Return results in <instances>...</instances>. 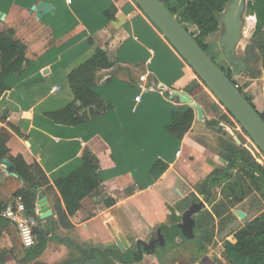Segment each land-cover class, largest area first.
Segmentation results:
<instances>
[{
	"label": "crops",
	"instance_id": "crops-1",
	"mask_svg": "<svg viewBox=\"0 0 264 264\" xmlns=\"http://www.w3.org/2000/svg\"><path fill=\"white\" fill-rule=\"evenodd\" d=\"M235 1H228L218 16V31L205 43L209 47L216 35L218 48L228 49L223 59L233 72L232 80L256 108L257 101L264 98V71L259 52L243 32L246 6L238 14L236 34L223 39V21H229L226 24L231 29L230 16L236 17ZM9 30L14 40L25 45L29 64L20 76L8 74L5 80L10 90L0 99V129L10 156H21L26 164L36 163L44 171L48 188L38 189L37 194L45 198L52 214L41 220L36 202L35 213L42 226L50 219L53 235L68 242L51 239L37 259L23 263V251H18V225L0 216V251L7 253L3 264H61L65 256L66 261L83 259L92 248L114 252L119 249L118 241L127 248L138 240L147 242L155 229L175 223L196 199L198 192L188 186L191 178L203 176L204 180L213 170L226 167L221 154L224 141L220 140L217 147L206 124L215 121L225 127L219 120L221 105L206 87L195 96L184 91L197 81L196 75L133 1L0 0V33ZM96 49L105 50L110 63L98 70L94 79L96 92L108 109L93 117L89 109L76 103L89 121L78 127L56 124L47 113L59 111L72 101L67 74ZM244 72L254 76L253 80L263 81L259 97L234 80ZM137 96L139 102H135ZM186 107L192 109L193 120L178 142L168 126L172 112ZM84 151L97 158L101 184L80 202L79 210L69 218L73 228L66 230L57 223L55 205H63L53 182L67 168L79 165ZM157 161L166 168L153 179L150 170ZM10 168L7 159L0 162L4 212L15 210L19 203L15 194L25 187ZM228 182L219 185L220 199H208L195 216V226L203 231L204 241H199L194 227L193 238L168 242L159 257L144 254L140 261L128 264H234L224 242L234 243L233 233L257 215L250 218L251 209L243 206L245 186L223 196ZM188 194L193 198L186 203ZM109 198L115 203L106 207L104 201ZM93 254L96 257L88 264H105L99 262L97 252ZM107 258L106 264H122L114 261L111 252Z\"/></svg>",
	"mask_w": 264,
	"mask_h": 264
},
{
	"label": "trees",
	"instance_id": "trees-1",
	"mask_svg": "<svg viewBox=\"0 0 264 264\" xmlns=\"http://www.w3.org/2000/svg\"><path fill=\"white\" fill-rule=\"evenodd\" d=\"M160 1L215 63L214 59L208 53V45L205 43V39L218 31V16L223 12L229 0ZM243 32L245 37L255 45L259 52L262 59V69L264 71V0H247L246 24ZM25 50L26 47L23 43L14 40L12 30L6 33H0V99L3 94L10 90L9 86L5 83L8 74L20 76L29 64V61L25 58ZM109 66L110 63L108 61L107 52L102 49H96L88 59L71 70L67 74V83L72 94V101L59 111L47 113L48 118L56 124L78 127L87 123L89 119L86 113H80L81 108L77 106L76 103H79L82 108L89 109V114L93 117L107 110L108 108L96 92L94 79L95 73L98 70L106 69ZM217 66L264 122V110L258 112L250 98H248L243 93L242 89L233 82V72L230 69L226 71L219 65ZM199 81L206 87L200 79ZM199 81L192 82L184 91L190 96H195L202 91ZM93 108L97 109V111L94 112ZM221 119L227 121L228 117L226 115H221L219 120ZM192 120L193 111L191 108L186 107L185 109L174 111L172 112L168 132L179 142L184 133L189 129ZM206 124L209 126H217V122L215 121H207ZM225 143L226 142L222 143L221 154L226 160V167L222 170H213L210 175L197 185L196 191L204 198H208L213 194L214 190L221 182L228 180L230 182H228L227 194L230 193L231 189L244 190V186L246 187L245 180H243L244 174L252 179V184L257 190H264V167L256 163H254L255 168L249 164L247 165L248 159L244 161L241 151H239L240 149L233 143L229 142L227 143L228 145H225ZM3 159H7L10 162V172L16 174L18 178L24 182V189L15 194L16 197H20L21 199L24 208V216L33 222H37L33 232L35 244L30 248L23 249V258L20 260L23 263H28L37 259L44 252L49 240L56 238L60 242L68 241L53 235L50 229V219L42 226L35 213L37 190L43 187L48 188L49 184L44 171L36 163L31 165L26 164L21 156H10L9 150L6 147L3 129H0V162ZM165 168L166 165L161 162H154L149 177L157 179L161 176ZM98 171L99 162L97 158L90 152L84 151L80 164L67 168L53 182V186L57 190L63 205V208L60 202L55 205L57 223L63 229L70 230L73 228L69 218L79 210L80 202L100 186L101 180ZM114 203V200L111 198L104 201L106 207H110ZM185 206H187V204H185ZM4 210L5 205L0 203V216H2ZM183 210V208L179 209V211ZM179 221L180 217L177 218L175 223ZM195 228L196 233L199 234V241H204L203 231L199 230L198 226H195ZM178 236L180 237L179 233H177V237ZM233 237L234 243L225 241L224 248L230 257L234 259V262L244 260L247 261L248 264H264V213L259 214L254 219L238 228L233 233ZM174 242L175 241L169 243L173 244ZM160 251H162V248H158L155 251L157 257H159ZM114 253L124 260V252H120L119 249H116ZM6 254V252L0 251V264H3V258ZM95 257L94 255L92 259L85 260L83 264H88L91 260L94 261ZM98 259L99 262H104L100 256ZM70 260L71 259L65 261L63 264H71ZM114 261L122 263L117 259H114ZM74 264L81 263L75 261Z\"/></svg>",
	"mask_w": 264,
	"mask_h": 264
},
{
	"label": "water",
	"instance_id": "water-1",
	"mask_svg": "<svg viewBox=\"0 0 264 264\" xmlns=\"http://www.w3.org/2000/svg\"><path fill=\"white\" fill-rule=\"evenodd\" d=\"M140 9V11L149 19V21L163 35L185 64L193 71L207 89L211 92L217 102L225 109L226 113L241 127L244 133L251 139L257 149L264 156V122L257 112L249 105L245 98L238 92L221 69L209 58L201 49L190 34L182 27L178 20L168 11L160 0H131ZM240 1V2H239ZM245 0H236L233 8L236 9V17L230 16L229 29L223 21L225 32L223 39L227 40L236 34L235 29L240 26L239 16L243 12ZM226 25V26H225ZM227 58V48H222ZM6 162V161H4ZM233 193V191H232ZM234 194V193H233ZM206 201L208 198H204ZM37 211L41 220L49 218L52 214L50 208L41 196L37 194ZM204 202L193 200L191 204L181 213L180 221L173 225H161L155 229L151 238L147 241H136L134 247L127 248L122 242H117L120 252H124V260L110 249L92 248L88 255L83 259H71V264L75 261L83 264L85 260L92 259L93 252H97L107 263V253L111 252L113 259L121 261L123 264L129 262H138L143 255H153L158 248L164 247L168 242H181L184 239H191L194 236L195 216L203 209ZM243 217V215H241ZM177 233L180 237H177Z\"/></svg>",
	"mask_w": 264,
	"mask_h": 264
},
{
	"label": "rangeland",
	"instance_id": "rangeland-1",
	"mask_svg": "<svg viewBox=\"0 0 264 264\" xmlns=\"http://www.w3.org/2000/svg\"><path fill=\"white\" fill-rule=\"evenodd\" d=\"M216 39H217L216 35L212 36V42L210 40V44H209L210 46L208 47V52L210 55H212L213 58L215 57L216 60L219 62V64H221L222 68L227 71V70H229V68L227 67V65L225 64V61L223 59V56L225 57L226 55L222 51V49L218 48V45L216 44V41H217ZM222 59H223V61H222ZM234 78H235L234 80L236 81V83L238 85H240V86L243 85V87H245V85H246V87H247L246 89H248V90L251 89L254 92L256 97H259L260 94H262L261 83H263V81L253 80V79H255V77L252 76L251 74H248V72L241 73L239 76H236ZM196 80L199 81L197 76H196ZM199 84L201 85L202 91H203L204 86L201 84L200 81H199ZM215 101L217 102L216 99H215ZM220 109L223 112V115H226L228 117V120L227 121L223 120V119L220 120L221 122H224L225 127H223L222 125L221 126L217 125L216 126L217 128H215L213 126L207 125V127L211 130V132L209 134H210V138L212 139V142L215 145L217 143V147H218V143L220 142V140L226 142L225 145H228L227 143H229V142L233 143L236 147H238L240 149L239 151H241V154L244 158V161H247V159H248L247 165L249 164L250 166L255 168L254 163H256L259 166L264 167V156L262 155V153L257 149V147L254 145V143L251 141V139L244 133V131L241 129V127L229 115H227L225 109L222 106L220 107ZM263 109H264V98L262 97V101H261V99H260V101H257L256 110L258 112H262ZM210 111H211V109H210ZM218 151H219V149L216 150V152H218ZM180 169H181V167H180ZM241 177H242V175H241ZM191 180H192V182H191ZM191 180L188 183L189 189L196 190L197 185L200 184V182L203 180V176H198L197 178H191ZM243 180H245V185L247 184L246 185V192L244 193L245 200L243 201V203H244L243 206L251 209L250 218H252L253 216H256V215L258 216L259 214H263L264 213V190H261V189L257 190V188L252 184L253 183L251 181L252 179L245 174L243 175ZM258 183H260V182H258ZM227 186H228V184H226V186L223 187V194H224L223 196H225V195L227 196V188H226ZM259 187H261V186H259ZM219 189H220V186L218 187V189L214 190L213 194L210 197H208V199L212 200L211 202H213L214 200L220 199V196L217 195V192L220 191ZM125 193L127 194L128 191H125ZM118 194H121V193H118ZM237 197H240V195ZM192 198H193L192 194H190L186 200L187 202L186 201L185 202L188 203L190 200H192ZM196 199H198V201H203L204 203H209V200L206 201L204 199V197L202 195H200L199 193H198ZM190 203H191V201H190ZM23 215H24V213H23ZM36 224H37V222H33L34 228H35ZM239 225H242V224H239ZM239 225L237 224L236 226H239ZM236 226H234V227H236ZM50 227H51V224H50ZM18 247H19L18 251L22 252L24 247L21 245L20 240L18 242ZM65 261H66V256L61 261V263L63 264ZM9 264H13V262L10 261ZM234 264H248V263H247V261L240 260L239 262H235Z\"/></svg>",
	"mask_w": 264,
	"mask_h": 264
},
{
	"label": "built area",
	"instance_id": "built-area-1",
	"mask_svg": "<svg viewBox=\"0 0 264 264\" xmlns=\"http://www.w3.org/2000/svg\"><path fill=\"white\" fill-rule=\"evenodd\" d=\"M139 101H140V96H137L135 98V102H139ZM17 201L19 203H17L15 210L10 208L7 212H3L2 216L4 215L6 217H9L17 223L18 236L21 245L24 248H30L35 244V238L33 235L34 232L33 221L24 217L23 215L24 208L20 197H17Z\"/></svg>",
	"mask_w": 264,
	"mask_h": 264
},
{
	"label": "bare ground",
	"instance_id": "bare-ground-1",
	"mask_svg": "<svg viewBox=\"0 0 264 264\" xmlns=\"http://www.w3.org/2000/svg\"><path fill=\"white\" fill-rule=\"evenodd\" d=\"M240 2V1H239Z\"/></svg>",
	"mask_w": 264,
	"mask_h": 264
}]
</instances>
